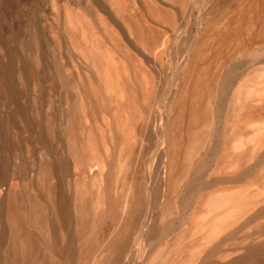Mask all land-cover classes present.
Listing matches in <instances>:
<instances>
[{"label": "bare ground", "instance_id": "obj_1", "mask_svg": "<svg viewBox=\"0 0 264 264\" xmlns=\"http://www.w3.org/2000/svg\"><path fill=\"white\" fill-rule=\"evenodd\" d=\"M198 1L0 0V264H264V0Z\"/></svg>", "mask_w": 264, "mask_h": 264}, {"label": "rangeland", "instance_id": "obj_2", "mask_svg": "<svg viewBox=\"0 0 264 264\" xmlns=\"http://www.w3.org/2000/svg\"><path fill=\"white\" fill-rule=\"evenodd\" d=\"M198 2H199V6L197 7L195 5V8L193 9V11L189 9L187 12H185V14L183 11L181 13L182 19H183L182 29L188 30L190 28L192 30V34L193 33L195 34L196 32L202 30V26H204L203 24L207 16L206 15L207 12L203 11L202 9L205 1L200 0ZM258 5H259V2H258ZM246 38H247V30L244 29L242 31V34L240 35V44L244 42ZM237 44H238V41H237ZM227 52L228 51L223 53L225 57L227 56ZM261 53L262 52H259V54L255 55L252 62L247 61L250 58H246L247 56L242 53L236 56L237 61L240 63V67L238 69L237 82L235 83L234 86L236 88L239 87V90H240L239 91L240 92L239 102L242 101L245 104H248L251 100H253L254 102L253 104L255 105H261L264 102V81H263L264 80V55H261ZM227 68H228L227 66L224 67V72L226 73H227ZM227 92L228 91H226V96H227ZM226 113H227V104L225 101V114ZM260 113L264 114V108L261 109ZM226 126L228 127V122L225 116L224 118L225 130H227ZM248 127L250 128V125ZM151 254H152L151 248L146 247L145 252L140 253L139 256L136 258L137 263L135 264L149 263V261L152 259L151 257L153 256ZM137 255L138 253L136 254V256Z\"/></svg>", "mask_w": 264, "mask_h": 264}]
</instances>
